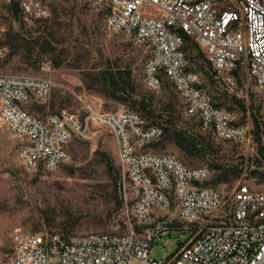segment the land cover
<instances>
[{
	"label": "built area",
	"instance_id": "2783aa9c",
	"mask_svg": "<svg viewBox=\"0 0 264 264\" xmlns=\"http://www.w3.org/2000/svg\"><path fill=\"white\" fill-rule=\"evenodd\" d=\"M89 1L105 10L108 31L148 48L143 80L150 91H159L166 79L183 100L185 115L196 117L218 138L255 150L253 122L232 126L234 112L214 105L190 68L184 37L199 45L234 98L243 97L237 88L240 81L233 80V73H240L241 81H247L245 90L252 86L264 99V0ZM0 2L16 5L27 25L49 15L43 0ZM2 34L0 28V40ZM4 50L0 46V57ZM246 55H253V80L242 76ZM53 86L48 77L0 71V128L23 140L17 159L33 172L52 171L65 162L72 139L88 137L89 122L106 126L116 140L124 230L114 223L112 231L78 237L16 232L12 255L1 264H264V226L252 223V215L264 212V191L241 179L229 192L204 185L211 178L208 167L188 166L173 154L148 149L163 137L164 129L135 110L91 111L82 121L65 109L40 118L25 108L44 102ZM244 98L248 103V92ZM260 140L264 147V137ZM120 171H127V178H120ZM242 206H249V224L233 227L231 215L241 216ZM130 207H137L142 220L154 217V226L133 228ZM182 214L209 217V224L193 227L182 221ZM172 230H186L187 236L164 260L151 257L154 240Z\"/></svg>",
	"mask_w": 264,
	"mask_h": 264
},
{
	"label": "rangeland",
	"instance_id": "374dc122",
	"mask_svg": "<svg viewBox=\"0 0 264 264\" xmlns=\"http://www.w3.org/2000/svg\"><path fill=\"white\" fill-rule=\"evenodd\" d=\"M43 1L49 7L47 21L26 24L24 28L39 27L41 32L46 27V31L52 32L54 36L50 48L25 42L16 47L0 45L5 48L0 57L1 72L48 77L54 83L44 102L37 105L28 103L26 109L40 118L65 109L82 121L91 111L106 113L122 109L136 110L99 91L100 71L109 67L129 68L135 84V98H145L157 122L198 134L211 145L198 156L184 155L172 141H166L163 147L151 148L149 145L148 149L173 154L187 165L208 167L211 178L204 184L206 186L229 192L241 179L254 189L264 191V181H259L261 178L258 173L255 176L250 173V170H257L264 175V147L262 153L259 152L260 145L256 140L255 150L251 151L225 142L210 129L202 128L196 117L185 115L183 100L164 80L159 91H150L143 80L148 48L133 43L123 33L108 31L100 7L92 5L89 0ZM19 25L18 18L0 2V28H3L0 41L5 40L7 30L16 31ZM52 48L53 53H49ZM55 57L62 58L58 67L53 65ZM199 63L202 68L197 65L191 68L198 76L199 85L210 93L213 101L233 111L237 122H253L249 110L243 112L236 102L230 101L228 95L233 96L232 92L227 90L221 79L216 78L207 63L202 58H199ZM203 70L209 72L213 82ZM237 88L242 89L243 97L235 98L250 108L264 129L263 95L252 86L246 91L247 86L242 82ZM246 92L248 103L244 98ZM168 114L174 120H170ZM262 137L264 131L261 132ZM22 141L5 126L0 128V264L11 257L12 238L16 232H59L65 236L78 237L112 231L114 223L121 226L120 231L124 230L121 207L117 204L120 194L117 185L116 140L106 126L89 122L88 137L73 138L67 146L65 162L52 171H27L17 159V150ZM106 157L116 171V181L108 169ZM214 166L222 169L237 167L241 168V172L236 178L229 176L225 182L212 184L220 172ZM186 236V230H172L157 237L149 250L150 256L164 260Z\"/></svg>",
	"mask_w": 264,
	"mask_h": 264
},
{
	"label": "trees",
	"instance_id": "16d2710c",
	"mask_svg": "<svg viewBox=\"0 0 264 264\" xmlns=\"http://www.w3.org/2000/svg\"><path fill=\"white\" fill-rule=\"evenodd\" d=\"M7 8L12 15H14L16 18H18V22L21 25H19V28L16 31H13L12 29L7 30L6 38H5V40L0 41V45H9L10 47H16L19 44L25 42V43L38 44L41 46L45 45L48 49L50 48V44L54 41V36H53L52 32H47L46 27H43L44 30H42L41 32H39V27L24 28V25L25 26H27V25L24 24L20 20L18 7L16 5H12L10 7L8 6ZM101 10H103V14L105 17V10L104 9H101ZM46 21L47 20L44 19V20H41L39 22H36L35 24H40L41 22H46ZM37 32H39V33L36 34ZM33 33H35V34H33ZM53 49L54 48H52V50L49 51V53H53V51H54ZM184 50H185L186 55L188 57V60L190 63V68L192 65H197L199 68L203 67L199 63V58H202V60H204L207 63V65L211 68L204 52L201 50L199 45L192 38H190L188 36L184 37ZM54 59H55V61H54L53 65L55 67H58L59 65H61L62 58L55 57ZM203 71L206 74L207 78H209L210 81L213 82L211 76L209 75V72L207 70H203ZM212 72H213V70H212ZM99 75L101 78L100 79L101 88L99 89L100 93L104 94L105 96H107L111 99L117 100L121 104L130 105L131 107L135 108L136 110L141 111L142 114L144 116H146L145 119L148 121L149 124L158 123L163 127V129H164L163 140H158L157 142L150 144L151 148H157L158 146L163 147L164 143L166 141H172L174 143V145L177 146L179 148V150L184 155H186V156H198V155L205 153L204 150L211 146L209 141L205 140V138H203L202 136H200L198 134L186 132V130L181 129V128H177L175 125L173 126V128H171L166 123L157 122L154 119L155 116H153L151 114L152 112L148 108V103L146 102L145 98H139V99L135 98V94H136L135 84H134V80L132 77V71L129 68L109 67V68H106V69L100 71ZM215 76L217 79H221V78L217 77V75H215ZM164 81H166L170 85V83L166 79H164ZM236 81H240V85H241V80H240L239 76L236 78ZM228 96H229L230 101L236 102L239 105V107L243 110V112H246L247 110H249L250 114L252 115L256 141L258 142L257 144L260 145L259 152L262 153L263 147L260 144V137H261V132L263 133L264 129L261 128L260 121L258 120L256 115L252 111H250V108L246 107V105L242 102V100L236 99L232 95H228ZM31 104L37 105L35 103H31ZM214 105L217 107H221L222 103L214 102ZM168 118L170 120H174V118L171 114H168ZM213 134L215 135L214 132H213ZM223 141L228 142L226 140H223ZM233 144H235V143H233ZM235 145H237V144H235ZM102 155H104V154H102ZM106 159L108 160V169L112 172V177L116 181V175H115L116 171L113 169V166H112L110 159L108 157H106ZM188 166H192V165L188 164ZM192 167H198V166H192ZM214 167L219 169L220 172L213 179L212 184H219V183L225 182L229 179V176H231L232 178H236L240 175V172H241V168H237V167L232 168V169H230V168L222 169L220 166H214ZM250 173L253 174L254 176L257 175V173H258V175L261 178L259 181H264V175L262 172H258L257 170H250ZM120 178H122L121 173H120ZM117 204L120 205V207H121V198H118ZM120 210H121V208H120ZM121 212H122V210H121ZM12 251H13V249H12Z\"/></svg>",
	"mask_w": 264,
	"mask_h": 264
},
{
	"label": "bare ground",
	"instance_id": "6f19581e",
	"mask_svg": "<svg viewBox=\"0 0 264 264\" xmlns=\"http://www.w3.org/2000/svg\"><path fill=\"white\" fill-rule=\"evenodd\" d=\"M253 55H246V64L242 69V76L246 80H253ZM239 76L240 73H233V80ZM225 83V78L221 75H217ZM242 84L247 86V81H241ZM232 126H239V122L232 119ZM122 178H127V171H122ZM122 221H123V210H122ZM129 217H131L133 228H151L154 226V217H145L142 220L137 207H130ZM182 221L185 224H192L193 227H204L209 224V217H197L191 216V214H182ZM231 223L233 227H247L249 224V206H242L241 216L231 215ZM252 223L258 224V226H264V212H258V215H252Z\"/></svg>",
	"mask_w": 264,
	"mask_h": 264
}]
</instances>
